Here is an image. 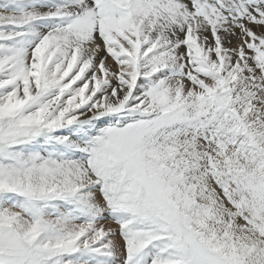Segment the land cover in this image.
Listing matches in <instances>:
<instances>
[{
	"label": "snow or ice",
	"instance_id": "1",
	"mask_svg": "<svg viewBox=\"0 0 264 264\" xmlns=\"http://www.w3.org/2000/svg\"><path fill=\"white\" fill-rule=\"evenodd\" d=\"M0 264H264V0H0Z\"/></svg>",
	"mask_w": 264,
	"mask_h": 264
}]
</instances>
